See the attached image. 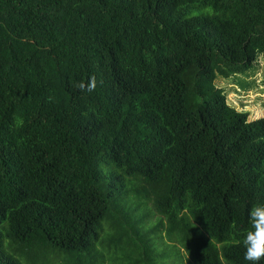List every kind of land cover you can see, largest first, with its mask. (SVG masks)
<instances>
[{
	"label": "trees",
	"instance_id": "1",
	"mask_svg": "<svg viewBox=\"0 0 264 264\" xmlns=\"http://www.w3.org/2000/svg\"><path fill=\"white\" fill-rule=\"evenodd\" d=\"M260 59L264 0H0V264H96L155 213L192 264H250L264 118L216 81Z\"/></svg>",
	"mask_w": 264,
	"mask_h": 264
},
{
	"label": "rangeland",
	"instance_id": "2",
	"mask_svg": "<svg viewBox=\"0 0 264 264\" xmlns=\"http://www.w3.org/2000/svg\"><path fill=\"white\" fill-rule=\"evenodd\" d=\"M259 61L257 68L247 75L216 81L218 86L230 92L229 99L240 110L250 112L251 120L264 118V61L262 59ZM121 199L128 201L126 210L134 217L135 194L130 192ZM158 216L155 213L147 222L140 223L139 235L121 236L116 245L109 238V234L113 231L108 230V223L105 221L107 230L102 234L104 241L98 245V250L104 258H99L95 261L96 264H192L186 249L181 244L168 238L165 230L159 233L152 229L154 224L150 220L156 221ZM123 227L126 228L127 225ZM21 260L24 264H29L26 259ZM36 262V264L59 263L54 256L47 259L40 256Z\"/></svg>",
	"mask_w": 264,
	"mask_h": 264
},
{
	"label": "clouds",
	"instance_id": "3",
	"mask_svg": "<svg viewBox=\"0 0 264 264\" xmlns=\"http://www.w3.org/2000/svg\"><path fill=\"white\" fill-rule=\"evenodd\" d=\"M98 83L95 75L87 81H79L75 87L80 91L91 93L96 90ZM250 228L243 238L245 248L244 259L250 264H259L264 259V203L254 204L248 213Z\"/></svg>",
	"mask_w": 264,
	"mask_h": 264
}]
</instances>
